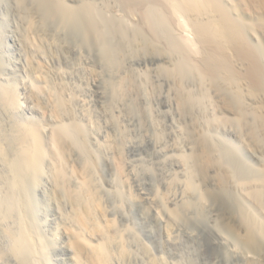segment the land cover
I'll list each match as a JSON object with an SVG mask.
<instances>
[{
	"label": "rangeland",
	"instance_id": "obj_1",
	"mask_svg": "<svg viewBox=\"0 0 264 264\" xmlns=\"http://www.w3.org/2000/svg\"><path fill=\"white\" fill-rule=\"evenodd\" d=\"M94 1L95 3L97 1L99 15L110 21L109 25L112 24L110 27L115 35L114 41L117 37L116 45L119 47L117 59L119 63L121 62L120 72L118 70L120 75H117L113 81L114 78L100 81L93 72L98 71L97 65L92 62L79 63L68 51L64 52L66 58L63 54L66 59H62L64 62L51 61L47 68L50 70L48 71L50 76L54 75L51 79L52 86L56 88H53L54 91L57 93L59 91V95L66 99L69 106L63 128L67 133H71L70 138L75 142L76 152L66 154L65 159L70 166L74 163V165L82 164L87 160L92 169V184L99 198L101 197L107 216L115 221L118 232H121L123 247L127 253L122 257L124 260L117 257L112 263L250 264L245 259L239 258L230 246L240 248L243 246L239 231L244 220L247 219L264 227V214L248 195L250 191L247 190L251 179L263 176L264 159L261 155L252 154L247 150L240 139L225 135L214 120L217 119L218 115H215L217 112L213 113L205 103L202 87L200 88L201 81L197 77L199 74L196 73L199 59L197 57L204 52L202 45L199 44L196 16L183 9L177 11L176 0ZM218 1L223 7L222 11H228L224 15H228L233 22L239 19L238 23L240 21L243 24L242 18L243 21L245 18L246 21H250L241 7L237 6L239 0ZM66 2L70 5L77 4L73 0ZM173 4L175 6H172ZM219 14L220 12L216 11V18ZM220 16L222 13L219 18ZM74 24L78 26L77 23ZM146 25L148 26L145 27ZM73 29L74 27L70 30L71 33L76 34L77 30L74 32ZM254 42L256 41H252V45L263 57L264 42L259 43L263 46ZM158 46L162 48L161 53L166 57L164 62L156 61L161 54L158 53ZM155 48L157 49L153 51ZM65 61L68 62L65 64ZM114 81H117V84ZM0 111V124L3 125H0V130L5 126L2 131L7 127L10 131L14 123L13 119L4 113L1 106ZM19 118L20 116L17 118L19 122H23ZM38 118L39 116L35 117L37 120ZM40 118L39 122L41 120L44 123V119ZM95 125L97 130L93 128ZM7 130L5 132H8ZM200 139L205 141L210 150H213L211 151L214 158H217L215 171L208 176V180L199 173L197 151ZM27 144L32 154V146L31 151L29 148L31 144ZM111 158L121 164L123 172L116 170L115 172L109 168L107 160H112ZM0 160V171L3 168L1 175L4 176L6 165L4 160L1 158ZM26 168V172L34 169L35 163L30 162ZM226 170L229 178L228 175L226 178L223 177L227 174ZM26 172L28 186L26 185L25 197L27 196L30 205L39 202V199V203L43 202L44 199L36 186L38 171L35 172L34 169L33 173L31 171L26 174ZM1 175L0 198L5 200V204L8 188ZM220 178L224 179V183ZM77 184L79 186V183H69L72 188H76ZM3 185L6 187L4 188ZM156 198H159L162 205L165 201L166 210L173 207L178 210L177 226L167 229L153 216L151 205L154 206L151 201ZM7 206H9L7 202L5 206L2 204L1 218H4V223L9 225L12 231L19 234L21 225L18 220V209H15L14 205H10V208ZM66 209H70L69 204L66 205ZM32 212H35L36 216L40 214L38 210ZM49 250L51 255L58 257L59 264H70L69 260L61 258L62 255L57 249L49 246ZM31 258V264H41L37 258ZM16 261L14 257L6 256L0 259V264H18Z\"/></svg>",
	"mask_w": 264,
	"mask_h": 264
},
{
	"label": "bare ground",
	"instance_id": "obj_2",
	"mask_svg": "<svg viewBox=\"0 0 264 264\" xmlns=\"http://www.w3.org/2000/svg\"><path fill=\"white\" fill-rule=\"evenodd\" d=\"M73 1L77 4L70 5L66 0H0V106L14 122L13 126L11 125L12 130L9 127L11 132L7 130L8 127L5 129L8 132L2 131L5 126L0 130V158L6 165L5 175H1L3 168L0 175L4 177V184L8 188L6 190L8 197L5 196L7 205H14L15 209H18L19 213L16 212L21 225L20 233L16 234L4 223V218H1L3 215H0V259L11 256L18 264H31V257L37 258L41 264H59L58 257L51 255L49 246L57 249L62 255L61 258L69 260L70 264H113V259L122 258L127 253L123 247L121 232H118L115 221L108 218L101 197L99 198L92 184L90 164L86 160L82 164L74 163L70 166L65 159L66 154L69 155L76 150L75 142L70 138L71 133H67L63 128L69 106L66 99L59 95V91L58 93L54 91L56 88L51 84L54 75L50 76L48 63L66 60L64 52L68 51L79 63L92 62L97 65L98 71L93 72L100 81H105L106 78L115 80V77L120 75L118 70H121V65L119 66L121 62L119 63L117 59L119 51L116 45L117 37L114 41L115 35L110 27L112 24L109 25L110 21L99 15L97 1L96 3L94 0ZM176 1L177 11L183 9L192 13L198 22L196 26L199 31V44L202 45L204 52L201 56H196L199 58L196 73L199 74L197 77L201 81L200 88L202 87L205 103L213 113L217 112L215 113L218 115L217 119L214 120L225 135L240 139L247 150L252 154L261 155L264 159V55L262 57L252 45V41L258 44L264 42V0H239L237 6L241 7L250 20L248 22L242 16L245 18V21L242 18L243 24L240 21L238 23L239 19L233 22L228 15H224L228 11H222L223 7L218 0ZM216 11L220 12L219 15L222 13L220 18L219 15L216 18ZM74 22L78 26H75ZM73 27L72 31L77 30L76 34L70 31ZM161 49H157L158 53H161ZM162 54L164 53L157 56V62L166 61ZM68 61H65V64ZM195 63L197 64V61ZM195 63L193 64L196 66ZM119 83L121 84L120 81ZM19 116L23 122H19L17 119ZM36 116L42 117L40 119H44V123L41 120L39 122V118L35 119ZM93 128L98 129L96 125ZM27 143L31 144L30 150L32 146V154ZM198 146L199 173L206 180L215 171L217 158H214L213 150H210L203 139H200ZM30 162L35 163V172L38 171L36 186L44 199L43 202L39 203V199V202L32 205L24 194L26 185L28 186L25 178L28 177L25 176L26 166ZM107 163L111 170L123 172V167L116 160L109 159ZM34 169L28 170L26 174L31 171L33 173ZM262 174L260 178L249 179L247 190L250 191L248 195L264 214V170ZM227 175L228 173L223 177L226 178ZM220 176L222 178V175ZM227 177L229 178V175ZM221 178L223 182L224 179ZM69 183H79V186L77 184L76 188H72ZM0 200L3 201L1 198ZM4 201L0 202L3 206L6 205ZM68 204L69 210L66 209ZM151 204L154 206L151 205V208L156 220L167 229L177 226V216L179 217L177 209L173 207L166 210L165 201L162 205L159 198L152 199ZM9 206L7 207L10 208ZM32 210H38L40 214L36 216ZM239 232L243 246L240 248L231 245L235 254L250 264H264L263 225L246 219L241 224ZM213 242L216 243L214 239Z\"/></svg>",
	"mask_w": 264,
	"mask_h": 264
}]
</instances>
